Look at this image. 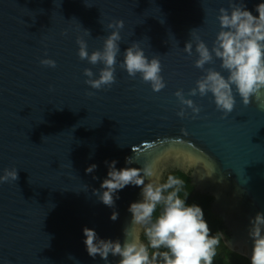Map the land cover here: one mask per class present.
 Returning a JSON list of instances; mask_svg holds the SVG:
<instances>
[{
    "label": "water",
    "instance_id": "obj_1",
    "mask_svg": "<svg viewBox=\"0 0 264 264\" xmlns=\"http://www.w3.org/2000/svg\"><path fill=\"white\" fill-rule=\"evenodd\" d=\"M243 3L258 17L255 9L264 0ZM220 8L230 12L229 0H0V175L19 169L16 182L0 184V264H105L88 255L84 228L123 243L132 219L128 208L142 199L141 187L129 185L116 194L115 209L100 202L93 190L107 178L105 162L141 168L156 159L214 198L212 210L230 233L223 239L248 258L249 218L264 212V90L248 106L236 94L227 118L211 94L187 95L205 74L194 66L191 31L211 49L221 30ZM118 20L125 27L116 83L92 89L84 69L99 78L104 65L80 60L77 37H84L89 54L103 50L112 32L107 25ZM187 42H193L191 56ZM133 43L149 59L159 56L167 85L161 92L120 69ZM43 59L57 67L41 65ZM220 64L206 68L223 71ZM178 90L201 107L195 119L191 109L185 119L177 115ZM130 156L136 163L127 165ZM93 164L97 169L86 173ZM118 259L109 256L110 264Z\"/></svg>",
    "mask_w": 264,
    "mask_h": 264
},
{
    "label": "clouds",
    "instance_id": "obj_2",
    "mask_svg": "<svg viewBox=\"0 0 264 264\" xmlns=\"http://www.w3.org/2000/svg\"><path fill=\"white\" fill-rule=\"evenodd\" d=\"M229 5L230 12L226 8L219 10L221 30L211 49L199 34L191 31L195 52L198 54L194 66L205 74L187 94L202 98L211 94L216 109L224 114L223 118L234 111L236 94L248 106L253 97L259 100L264 90V3L258 4L255 9L258 17L246 10L243 0L239 3L229 0ZM107 27L112 32L104 40L103 50L89 54L84 37L79 36L76 41L80 60H87L93 66L101 63L104 65L99 78H95L96 74L91 68L84 69L83 75L87 77L85 83L95 90L111 88L116 83L117 57L123 41L120 32L125 24L123 20H118ZM63 34L67 35V32ZM85 34L91 35L88 30H85ZM184 51L189 56L193 55V42H187ZM216 60L221 61L220 68L223 71L214 67L206 68V65L214 64ZM40 63L45 67H57L56 61L52 59H43ZM119 67L133 79L139 75L142 82L149 84L155 93L167 86L161 74L163 67L159 56L149 59L139 43L126 48ZM223 72L228 75L225 76ZM175 96L182 105L177 113L181 119L187 118V109L192 110L193 119L199 116L201 107L192 99L185 98L183 90L175 92ZM182 132L186 134V130L182 129ZM136 152L133 148L134 156ZM134 156L126 158L127 165L136 163ZM117 163L105 162L109 168L107 178L103 180L100 190H93L94 195L105 206L115 209L116 200L120 198L116 194L131 185L141 187L142 199L133 202L128 208L132 219L130 227L124 229L123 243L119 239H101L95 230L84 228V244L88 255L93 259L101 257L105 264H110V255L119 258L117 264H214L216 249L223 234L213 235L204 210L197 204H187L186 199L180 197L184 182L167 169L159 167L158 159L145 163L141 168L117 169ZM97 167L91 165L86 173H93ZM18 173L19 169H4V174L0 175V184L16 182ZM118 216L119 213L113 211L110 219L116 221ZM247 235L252 242L251 253L248 255L250 264H264V212L249 218ZM226 243L230 246L232 241L227 240Z\"/></svg>",
    "mask_w": 264,
    "mask_h": 264
},
{
    "label": "trees",
    "instance_id": "obj_3",
    "mask_svg": "<svg viewBox=\"0 0 264 264\" xmlns=\"http://www.w3.org/2000/svg\"><path fill=\"white\" fill-rule=\"evenodd\" d=\"M172 174L184 182L180 191V197L182 199H186L187 204H197L204 210L205 219L211 228L212 234H227L222 218L216 215L212 210L214 198L202 193H197L195 187L192 185V179L189 177V175L181 171L173 172ZM156 214H159V209L157 210ZM143 238L147 242L146 238ZM220 257L225 258V263H222L220 260H218ZM214 264H250V261L248 258L241 256L231 250L227 246V243L223 239L222 235L220 237V244L216 249Z\"/></svg>",
    "mask_w": 264,
    "mask_h": 264
},
{
    "label": "flooded vegetation",
    "instance_id": "obj_4",
    "mask_svg": "<svg viewBox=\"0 0 264 264\" xmlns=\"http://www.w3.org/2000/svg\"><path fill=\"white\" fill-rule=\"evenodd\" d=\"M192 185H193V183H192ZM194 187H195V185H193ZM195 189H196V187H195ZM196 192L197 193H199L198 191H197V189H196ZM224 223V222H223ZM225 230H226V233H227V235H228V237H230V233H229V230L227 229V228H225ZM144 239V238H143ZM145 241V240H144ZM146 242V241H145Z\"/></svg>",
    "mask_w": 264,
    "mask_h": 264
},
{
    "label": "rangeland",
    "instance_id": "obj_5",
    "mask_svg": "<svg viewBox=\"0 0 264 264\" xmlns=\"http://www.w3.org/2000/svg\"><path fill=\"white\" fill-rule=\"evenodd\" d=\"M224 259L225 258H223V257L218 258V260H220L222 263H225Z\"/></svg>",
    "mask_w": 264,
    "mask_h": 264
}]
</instances>
